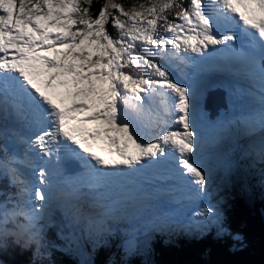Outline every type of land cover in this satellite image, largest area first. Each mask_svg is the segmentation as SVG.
Wrapping results in <instances>:
<instances>
[{"label": "snow or ice", "instance_id": "snow-or-ice-1", "mask_svg": "<svg viewBox=\"0 0 264 264\" xmlns=\"http://www.w3.org/2000/svg\"><path fill=\"white\" fill-rule=\"evenodd\" d=\"M91 2L85 0L89 5ZM170 7L171 2L126 11L107 0L93 18L89 8L81 7L80 0H0V111L14 110L38 131L45 129L28 143L45 156L53 154L51 144L57 143V152L62 144L97 181L160 166L171 147L180 155L179 164L203 187L205 175L187 158L197 138L194 90L173 82L165 68L135 50L139 46L150 57L179 58L182 62L188 58L180 57L181 51L204 58L217 51V46L236 40L232 33L220 35V29L237 23L264 40V0H189L174 17L179 22L168 23L170 37L158 38L157 24L167 21L163 13ZM241 7L247 11H240ZM110 19L119 33L117 38L106 30ZM169 45L174 51L168 50ZM132 65L146 69L156 79H134L122 71ZM40 76L46 77L45 89L64 77L60 85L68 90L66 97L72 104L62 107L54 103L38 86ZM259 79L264 86V51L259 60ZM156 85L175 97L164 106L161 123L175 112V123L183 131L160 132L146 140L139 123L129 114L142 116V93L149 98L167 94L157 92ZM95 145L102 147L97 151ZM124 169L129 171L124 173ZM38 176L39 183L47 186L44 169ZM35 197L41 202L47 198L43 188L36 189ZM39 210H43V203ZM27 214L35 216L38 212L32 208Z\"/></svg>", "mask_w": 264, "mask_h": 264}, {"label": "trees", "instance_id": "trees-1", "mask_svg": "<svg viewBox=\"0 0 264 264\" xmlns=\"http://www.w3.org/2000/svg\"><path fill=\"white\" fill-rule=\"evenodd\" d=\"M141 1L112 0L126 11L134 10L135 4ZM106 2L92 0L89 5L82 0L81 6L89 8V14L94 18ZM109 11L118 15L115 10ZM106 30L113 38L119 35L111 19ZM135 51L145 57L142 50L136 48ZM140 70L135 65L124 69L135 76L141 74ZM243 154L246 158L238 162L239 169H234L232 179L234 204L231 203L230 209L225 210L215 224L206 221L205 224L185 225L182 222L176 228L163 225L164 229L158 227L155 232L147 234L139 248L132 244V238L125 241V236L122 237L121 230H127L129 222L117 212L103 219L105 224L101 226L99 237L95 238L93 230L98 218L86 221L83 216L87 217L88 210L82 217L76 214L69 218L60 206L55 205L51 208L49 226L27 238L21 228L31 223L30 217L18 215L20 211L16 208L12 211L14 217H5V224L0 228V264H264V147L253 149L247 146ZM5 155L9 157V153ZM19 190L16 183L8 182L0 172V206L8 208L11 198L18 201ZM152 198L140 210L144 220L150 216V210L160 204L159 199ZM72 224L83 235L80 247L73 255L61 240L70 233ZM15 228L19 241L5 230L15 231ZM162 230H169L171 234ZM62 232H67L66 236ZM32 239L37 243L25 244L24 240Z\"/></svg>", "mask_w": 264, "mask_h": 264}, {"label": "rangeland", "instance_id": "rangeland-1", "mask_svg": "<svg viewBox=\"0 0 264 264\" xmlns=\"http://www.w3.org/2000/svg\"><path fill=\"white\" fill-rule=\"evenodd\" d=\"M80 0V5H81ZM171 2L172 7L168 8L163 15L167 17V21L160 20L157 24V32L158 38L164 37L169 38L170 34L166 31L169 22H179L174 21V17L182 12V8L186 7L189 0H142L138 4H135L134 10H141V6L144 9L151 7L153 5L157 7H162L165 3ZM82 7V6H81ZM51 34H55L54 29H49ZM137 49L141 51L142 49L137 46ZM155 51V49H152ZM169 51H174L171 49V46H168ZM144 53V52H143ZM145 57L148 59H154L155 62L160 64L163 68H165L169 73V78L178 84H184L179 80V74L176 71L177 64L171 61L170 57H150L146 53ZM3 55V54H0ZM95 59V57H93ZM124 71V69H122ZM141 74L135 76L133 73L125 72L126 74L131 75L135 78H151L156 79L155 77H151L146 69H141ZM177 76V80L175 77ZM46 77L43 76L42 80H45ZM65 79L61 77L58 81L53 82V86L49 89H44L47 93H52V97L55 99L54 103L62 107H69L72 104V100L66 97L61 98V94L58 92H54V85L57 83L60 87V81ZM44 82L40 83L39 86H42ZM157 92L162 89L159 85H156ZM142 101L139 103L143 104V114L141 117L137 118L134 113H130V119L138 122L141 129V134L145 136L151 129L149 127L142 126L144 123V117L149 109L152 106L153 98H157V102L160 100V95H153L152 97H147L146 94L142 93ZM165 98V95L163 96ZM207 106L202 108L204 111L203 120H206V123H214L216 121V126H212V131H207V135H205L204 129L206 125L196 128L195 134L197 144L194 147V151L192 152L191 160L194 167L198 170L202 171V173L206 177V184L201 187L198 184L192 186L189 191H186L182 188L178 189H164V197L160 198V204L156 208H152L150 210V216H147V219H143V216L140 215V210L145 206L146 201L150 199L145 196V192L147 189H130L128 191L119 190L120 194H116L115 196H110V194L103 195L101 197L95 196L96 194L91 191L92 197L89 198L87 196L81 197V194H84L85 191L82 189L70 190L69 192H63L61 186H55L58 190H55L53 187H47L44 189V193L46 195V200L34 201L32 202L31 197L28 195L22 196L19 201L11 202L7 207L0 206V228L1 225L5 224V217H14L12 211L16 210L22 206L21 211L26 214L32 208H36L38 214L33 216V220L27 228H25V237L28 238L30 235L31 229L33 233H37L39 228H45L49 225L47 220V216L50 214L51 207L54 203H57L62 207L63 213L67 215L69 218H74L76 214L82 215L86 210V216L83 218L86 221H93L94 218H98L99 220L95 221V229L93 230V235L95 238L99 237L100 229L105 223L103 219L108 217L109 214H120L125 217V221L129 222V228L127 230H121L123 236H125L124 240L128 241L131 238L133 245L137 247H142V240H145V236L150 234L151 231L155 232L156 228H162L163 225L169 226L170 228H176V225L181 224L182 222L185 225L188 224H205L206 221H209L213 224L219 221L220 217H222L223 212L225 210L230 209L231 201L228 192L229 180L228 178L232 176V172L234 169H239V163L246 158L244 155V150L247 149V146L250 148H259L263 149L261 144L264 142V135L260 133L256 136L249 137L255 131V127L253 126V121L249 119L253 116L254 113L245 112L240 108H230V102L225 99L224 103L220 105L218 115L215 119H211L210 115L212 113L209 108L208 103ZM154 105L157 106V103ZM249 106V104H247ZM248 108V107H247ZM3 112V111H2ZM156 114V113H155ZM154 114V115H155ZM10 116V115H9ZM9 121L7 125L1 127L4 122L0 120V172L8 181V172H12V176L14 178L13 173H18L20 181L24 183H28V179L26 177V173L30 168L22 158V154L20 152V146L22 144H15V137L17 136L21 140L28 141V138H25L26 134L19 130H16V126L13 120L10 119L6 115V119ZM174 119V117H171ZM176 119V118H175ZM169 122V120L167 119ZM194 123V119H193ZM251 124V125H250ZM177 129V128H175ZM178 131H183L182 127L178 125ZM8 131V134L5 133ZM158 133L163 132L162 129H158ZM246 137H249L248 140ZM243 142V144L241 143ZM28 146L29 143L27 142ZM249 144V145H248ZM102 146L95 145L94 150H99ZM29 148V147H28ZM26 150V147H23ZM22 149V150H23ZM29 150V149H27ZM26 150V152H27ZM9 157L5 155L8 154ZM98 154H103L102 152H98ZM7 159V160H6ZM10 166V167H6ZM182 187V186H180ZM28 189L24 184L22 189ZM188 188V187H187ZM151 189V188H150ZM55 190L56 192H54ZM62 191V192H61ZM70 193L69 196H67ZM98 194V193H97ZM101 195L103 193H100ZM155 195V194H154ZM157 195V194H156ZM12 200V199H11ZM87 202V204H86ZM43 203V210H39L40 204ZM84 204V205H81ZM84 208V209H83ZM84 210V211H83ZM199 212L201 215H196ZM28 215V214H27ZM26 215V216H27ZM30 216V215H29ZM114 217V216H113ZM31 227V228H30ZM74 225H71V229L69 230V234L67 237L62 238L61 240L65 244V248L70 250V253L73 255L77 253L78 247H80V237L83 235L76 231ZM24 228V227H23ZM118 228V225L115 226ZM165 234L170 235L171 232L169 230H162ZM67 232H62V234L66 236ZM162 233V232H160ZM32 234V232H31ZM137 234H140L138 236ZM173 234V233H172ZM68 239L71 241L68 243ZM72 249L75 252H72Z\"/></svg>", "mask_w": 264, "mask_h": 264}, {"label": "bare ground", "instance_id": "bare-ground-1", "mask_svg": "<svg viewBox=\"0 0 264 264\" xmlns=\"http://www.w3.org/2000/svg\"><path fill=\"white\" fill-rule=\"evenodd\" d=\"M233 29L230 28L228 29V32H231ZM254 38H256L255 36H253ZM253 39V38H252ZM246 54V52H245ZM191 53H183L182 51L179 53L180 57H187L189 60V57L191 56ZM188 60L187 62H182L181 59L179 58H171L172 62H175L177 64V67H182L181 70L187 72L188 70ZM43 76H40L37 78V80L44 82V80H42ZM234 89L236 92H239L240 94L242 93H250L252 92L251 89H245L243 88V86L238 82L235 86ZM54 92H59L61 94V98L65 97V92L68 91L66 88L64 87H60L57 83L54 85L53 88ZM160 93H167L165 95V98L160 95V100L159 102H157V98H153L150 99L152 100V106L149 107L146 116L144 117V123L142 126L144 127H149L151 129V131H149L144 138L146 140H152L155 138V136L158 134V129H162L163 132H167L170 130H174L175 128H178L176 126L175 123V118H177L178 116L176 115L175 112L169 113V115L167 117H165L166 121L167 119L169 120V122L167 121L166 123H161V116L163 115V109L164 106L167 104H171L174 99H173V94H171L170 92H167L166 89H160L159 90ZM228 100L230 101V108H234L235 105L234 103L236 102V99L233 96H230L228 98ZM256 104L254 107H250L249 106V112L254 113L253 116L249 119L252 120L254 122V124L257 127H261L260 129H264V109L261 107V98L258 97L257 100H255ZM155 103H157V106L154 105ZM247 112V111H245ZM156 113V114H155ZM155 114V115H154ZM6 115L8 117H10L11 120L14 121L15 126H16V130L19 131H23V125L25 124L24 119L19 117L16 112L14 110H8V111H3V122L4 124L2 126H5L8 124L9 118L8 120L6 119ZM10 115V116H9ZM202 116H204V111L202 110ZM171 117H174V119H172ZM259 117H262L263 120L260 121ZM129 118H130V114H129ZM198 118V117H197ZM206 128L204 129L205 135H207V131L211 132L212 131V126H216V121L214 123H206ZM8 134V131L5 133V135ZM15 144L20 143L22 144L23 141L21 139H19L17 136L15 137ZM17 144V145H20ZM249 145V144H248ZM20 152H22V148H20ZM26 150H24L22 152V158L23 160L26 162L25 164L32 166V164L29 161V158H31V155H29V153L25 152ZM32 161V160H31ZM33 162V161H32ZM1 164V163H0ZM8 176H9V181L10 183H16V185L18 187H20V190L18 193H21L26 195L27 192H33L34 191V186L30 185L28 187V189H22V186H24V184L27 186L28 183H24L22 182V186L19 185L17 183V180H19V175L16 174L15 175V182H14V178L12 176V172H8ZM29 182V180H28ZM56 182V181H53ZM55 186H61V188L63 189V191L65 190V186H75L78 189H82L88 193H90L91 191H93V193H95L98 197H101L103 195H106L107 193L110 194V196H115L116 194H120L119 190H123V191H128L129 188L125 186L124 183L121 184H116L113 180V178L111 179H106L105 181H97L95 179V177L92 176L91 173L87 174V170H81L78 171L76 175H72L70 178H57V183L54 184ZM102 185V186H101ZM180 185L182 186V189L189 191L191 189V187L189 186L188 182H186L185 180H181L180 181ZM12 187V186H11ZM188 187V188H187ZM55 190L57 189L56 187H53ZM27 190V192H26ZM55 190H53L54 192H56ZM98 193V194H97ZM100 193H103L102 195ZM30 197H32L34 195V193H29L28 194ZM69 196V195H67ZM13 202H18L15 201V199L13 200ZM18 204V203H17Z\"/></svg>", "mask_w": 264, "mask_h": 264}, {"label": "water", "instance_id": "water-1", "mask_svg": "<svg viewBox=\"0 0 264 264\" xmlns=\"http://www.w3.org/2000/svg\"><path fill=\"white\" fill-rule=\"evenodd\" d=\"M213 95H214V94H213ZM213 95H210V96H213ZM214 97L216 98L215 101L218 100V98H217L216 95H215ZM221 103H222V101H221ZM219 104H220V103H219ZM219 106H220V105H218L217 103H216L215 106H212V107H214V108H213V112H214V113L211 115V118H215V117H216V111L219 109ZM234 172H235V171H233V172H232V176H230V177L228 178V180H229V185H228V192H229V193H228V194H229V196H230V201H231L232 205L234 204L233 202H234V198H235V197H233V198L231 197V193L233 194V192H232V189H233V187H232V185H233V184H232V179H233V174H234Z\"/></svg>", "mask_w": 264, "mask_h": 264}, {"label": "clouds", "instance_id": "clouds-1", "mask_svg": "<svg viewBox=\"0 0 264 264\" xmlns=\"http://www.w3.org/2000/svg\"><path fill=\"white\" fill-rule=\"evenodd\" d=\"M18 215H26L23 211H20L17 213ZM7 231V233L9 234V236L14 237L17 241L21 240L17 238V229L15 228V231L11 230V229H5ZM35 235H39V234H35ZM25 244H31V243H37V241L35 239L32 240H24Z\"/></svg>", "mask_w": 264, "mask_h": 264}]
</instances>
